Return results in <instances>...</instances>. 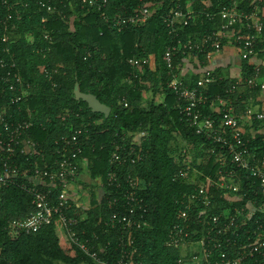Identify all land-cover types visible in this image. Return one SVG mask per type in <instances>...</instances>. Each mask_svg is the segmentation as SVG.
I'll return each instance as SVG.
<instances>
[{"label": "trees", "instance_id": "obj_1", "mask_svg": "<svg viewBox=\"0 0 264 264\" xmlns=\"http://www.w3.org/2000/svg\"><path fill=\"white\" fill-rule=\"evenodd\" d=\"M8 1L10 6L19 4L9 8L0 0V61H9L10 56L5 51L8 47L23 79L32 83L34 89L27 100L12 105L11 92L0 86V110L7 109L11 121L27 120L32 114L34 127L28 136L40 144L46 158L34 159L33 164L47 167V161L52 159L53 140L70 126L86 127L89 140L84 144L80 160L81 173L86 171L92 180H97L104 179L109 171L117 168L122 183L132 175L139 178L145 188L142 194L149 206L146 214L149 226L135 233L138 253L134 256V264H178L182 256L187 264H191L193 256L190 253L184 255L166 246L169 232L181 212L177 201L185 194L194 193L207 176L217 179L219 171L230 169L231 165L228 162L223 168L221 147L181 121V103L169 89L172 76L164 62V54L174 41L162 16L175 8L178 0H106L101 10L88 0H49L53 13L41 7L38 0ZM103 1L98 2L103 5ZM206 1L182 0L181 3L185 7L192 2L194 9H200L205 7ZM142 2L154 12L145 25L121 32L112 28V19L132 15ZM103 13L106 18L102 17ZM216 25L199 17L181 33L180 38L199 39ZM5 35L8 42L2 41ZM46 36L52 39V44ZM132 58H149L151 64L143 72H138L129 64ZM197 58L201 67L207 65L204 55ZM182 59L180 57L176 64L183 63ZM47 67L61 70L54 79L56 87L42 74ZM252 70L253 66L243 60L241 78L251 76ZM220 71L214 70L215 80L204 90L210 101L202 107L204 114H211L217 123L222 119V113L213 110L217 97L230 99L240 113L244 105L239 94H243L246 102L251 97L260 96L258 90L230 93L234 80L225 78ZM2 73L0 67V77ZM135 73L138 78H134ZM198 77L199 74L183 80L194 86ZM130 78L133 79L131 84L126 82ZM76 89L96 96L102 104L110 107L109 117L92 112L86 102L77 100ZM64 116L67 117L65 123L61 121ZM263 126L259 122L253 124L255 131ZM141 131L146 137L134 147L143 158L135 165L112 163L115 143L123 142V135H135ZM4 137L0 125V139ZM247 137L252 138L251 134ZM254 142L263 145L264 136L257 135ZM125 145L129 148L130 141L126 139ZM184 148L187 152L182 155ZM185 164L191 165L195 171L188 178L173 180L174 174ZM26 169L30 171L32 168L28 165ZM241 176V188L233 194L241 198L233 203L220 198L218 188L213 189L217 196L211 214H220L247 202L255 203L256 207L264 205V196L256 193L254 180L245 172H241ZM83 189L91 195L88 210L74 205L68 215L79 220L85 217L80 228L89 236L96 234L98 240L95 243L111 240V236L105 233L107 198L114 196L117 189L106 188L103 197L94 187L84 186ZM32 210V197L20 187L0 188V264H97L69 240L57 217L52 225L35 234L27 235L11 228L13 220L27 217ZM200 210L190 213L195 220ZM257 218L264 221V212L257 211L254 219ZM254 226V221L249 222L246 229L251 230ZM194 227L201 230L199 225ZM199 238L200 233L191 237L193 241ZM111 249L109 257H102L112 264L119 252L115 244Z\"/></svg>", "mask_w": 264, "mask_h": 264}, {"label": "built area", "instance_id": "obj_2", "mask_svg": "<svg viewBox=\"0 0 264 264\" xmlns=\"http://www.w3.org/2000/svg\"><path fill=\"white\" fill-rule=\"evenodd\" d=\"M88 1L91 5H97L98 10L106 4V0L103 5L99 4V0ZM181 2L178 0L175 8L162 16L166 30L174 41L164 54V62L172 76L169 89L181 103V121L220 146L221 166L226 168L230 163L231 168L229 166L230 169L220 170L217 179L207 176L194 193L185 194L177 201L181 212L169 232L166 246L184 255L190 253L193 256L191 264H264V221L254 219L257 211L264 212V205L256 207L255 203L247 202L244 206L226 209L220 214L210 213L217 196L213 191L215 188L221 191L219 197L229 203L241 198L233 195L241 188V172L254 180V184H257L256 193L264 196V143L258 145L254 142L257 135L264 136V126L259 131L253 128L256 122L264 125V64L255 62L264 52V0H207L205 7L200 9H194L192 2H188L185 7ZM1 3L10 6L8 0H2ZM38 3L48 13L54 12L49 0H38ZM153 13L149 5L142 2L132 15L112 19V28L121 32L129 27L143 26ZM102 17L106 18V15L103 13ZM199 17L216 23V27L199 39L188 37L182 40L181 33L195 24ZM46 38L53 43L50 37ZM8 39L5 35L2 41L8 42ZM227 48L238 52L242 60L253 66L251 76L236 78L229 92L234 94L241 89L258 90L260 99L258 107L249 106L237 113L230 99L217 97L215 104L219 108L215 111L222 113L221 122L217 123L211 114H204L202 110L210 101L204 90L215 80L211 61ZM5 51L10 59L0 61L3 70L0 86L11 92L10 103L16 105L31 96L34 86L23 79L10 49L7 47ZM199 55L206 57L207 65L198 71L197 84L190 86L183 80L181 63L176 64V61L183 57L182 62L190 58L199 62ZM129 64L136 71L143 72L151 60L132 58ZM60 73L61 70L55 67L42 70L53 87L57 86L54 79ZM138 77L135 73L134 78ZM126 82L131 84L133 79H127ZM29 117L27 120L11 121L7 109L0 110V125L5 133V137L0 139V188L20 187L32 197L33 205L27 217L11 222V228L27 235L35 234L52 225L57 217L69 240L97 264H111L106 258L111 254L112 244L116 245V251L119 252L112 264H134V256L138 253L135 233L149 226L146 219L149 206L142 194L145 190L142 181L128 175L122 183L117 168L109 171L104 179L90 178L91 182L84 181L83 173L86 171L81 173L80 160L84 144L89 140L86 127L70 126L53 140L52 159L46 160L47 167L33 164L34 159L41 156L44 160L46 158L40 144L28 136L34 127L32 114ZM61 121L67 122V117H62ZM247 134H251L252 138L249 139ZM145 137L144 131L123 135V142L115 143L111 162L135 165L143 155L138 154L134 146L139 145ZM126 139L130 141L129 148L125 145ZM212 151L215 153V149ZM186 152L187 148H184L182 155ZM28 165L32 168L30 171L26 169ZM194 171L191 165L185 164L174 174L173 180L188 178ZM89 185L99 191L100 197L105 195L106 188L117 189L114 196L107 198L105 233L112 239L99 244L95 243L98 240L96 234L89 236L85 229L80 228L85 217L79 220L68 215L74 205L88 210L91 195L83 187ZM200 208L195 220L190 213ZM252 221L255 226L251 230L246 229ZM195 225L201 226V230L194 229ZM199 233L200 238L193 241L191 237ZM178 264H187L183 256Z\"/></svg>", "mask_w": 264, "mask_h": 264}, {"label": "crops", "instance_id": "obj_3", "mask_svg": "<svg viewBox=\"0 0 264 264\" xmlns=\"http://www.w3.org/2000/svg\"><path fill=\"white\" fill-rule=\"evenodd\" d=\"M233 51L235 50L227 48L222 53L217 54L210 63L211 67L214 68V70H221V74L229 80H235L236 78L242 77L243 60L239 57V55H236ZM255 62L264 64V52L262 55H259V58H257ZM180 65L182 70L181 73L184 78H191L193 75H197L198 71L201 68L200 63L197 61V59L192 58L187 59ZM184 72H186V74ZM243 90L244 89H241V91ZM242 96L243 94H239V99L243 101L242 105H244V109L249 106H259V97H257L256 99L251 97L250 100L246 102L244 97ZM218 108V105L214 104L213 110H216Z\"/></svg>", "mask_w": 264, "mask_h": 264}, {"label": "water", "instance_id": "obj_4", "mask_svg": "<svg viewBox=\"0 0 264 264\" xmlns=\"http://www.w3.org/2000/svg\"><path fill=\"white\" fill-rule=\"evenodd\" d=\"M75 98L77 100H83L86 102L89 106V108L92 110L94 113H101L103 114L106 118L109 117L111 114V108L102 104L96 96L91 95V94H83L81 93L78 89L75 90Z\"/></svg>", "mask_w": 264, "mask_h": 264}, {"label": "rangeland", "instance_id": "obj_5", "mask_svg": "<svg viewBox=\"0 0 264 264\" xmlns=\"http://www.w3.org/2000/svg\"><path fill=\"white\" fill-rule=\"evenodd\" d=\"M236 55H238V52H236V51H233ZM185 74H186V72H184ZM184 74V75H185ZM181 144V143H180ZM180 146V145H179ZM83 177H84V181H88V182H91V180H90V177H89V175H88V173L86 172V173H83ZM90 186V185H89ZM90 187H92V186H90ZM84 188V187H83ZM82 189V188H81ZM84 190V189H83Z\"/></svg>", "mask_w": 264, "mask_h": 264}]
</instances>
